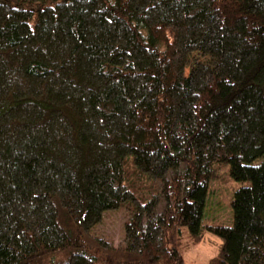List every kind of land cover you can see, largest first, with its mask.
Instances as JSON below:
<instances>
[{
    "label": "trees",
    "instance_id": "1",
    "mask_svg": "<svg viewBox=\"0 0 264 264\" xmlns=\"http://www.w3.org/2000/svg\"><path fill=\"white\" fill-rule=\"evenodd\" d=\"M182 227L264 264V0H0V264H185Z\"/></svg>",
    "mask_w": 264,
    "mask_h": 264
},
{
    "label": "rangeland",
    "instance_id": "2",
    "mask_svg": "<svg viewBox=\"0 0 264 264\" xmlns=\"http://www.w3.org/2000/svg\"><path fill=\"white\" fill-rule=\"evenodd\" d=\"M230 175L228 164L215 165V174L209 181L206 205L204 209L203 225L206 226H231L233 193L239 188ZM126 214L123 210L108 212L100 226V231L108 237H114L115 244L122 243V224ZM178 247L182 250L185 264H208L218 252L221 239L207 230L203 232V238L196 244L189 236L186 227L181 228Z\"/></svg>",
    "mask_w": 264,
    "mask_h": 264
}]
</instances>
